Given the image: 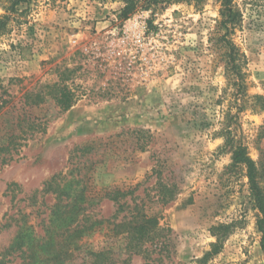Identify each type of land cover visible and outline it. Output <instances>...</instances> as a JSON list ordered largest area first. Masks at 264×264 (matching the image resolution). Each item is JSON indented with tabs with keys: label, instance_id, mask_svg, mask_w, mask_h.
<instances>
[{
	"label": "rangeland",
	"instance_id": "1",
	"mask_svg": "<svg viewBox=\"0 0 264 264\" xmlns=\"http://www.w3.org/2000/svg\"><path fill=\"white\" fill-rule=\"evenodd\" d=\"M14 1L0 0V18L11 17L0 37V147L15 146L0 163V252L18 230L1 225L19 211L42 233L55 203L44 183L77 165L95 197L138 186L147 212L171 229L163 264H264L247 169L233 165L221 134L232 101L215 43L221 3L142 0L123 19V0H32L13 11ZM233 5L242 14L231 37L248 59V93L264 97V0ZM63 82L78 90L66 112L44 95ZM233 128L264 187V109L248 108ZM159 164L180 190L167 205L154 200L156 180L147 182ZM100 210L110 220L116 206L103 200ZM111 229L86 236L71 264H89L88 251L111 245L117 260L128 258ZM131 264L146 262L134 256Z\"/></svg>",
	"mask_w": 264,
	"mask_h": 264
},
{
	"label": "trees",
	"instance_id": "2",
	"mask_svg": "<svg viewBox=\"0 0 264 264\" xmlns=\"http://www.w3.org/2000/svg\"><path fill=\"white\" fill-rule=\"evenodd\" d=\"M31 1L15 0L12 10ZM123 1L126 7L122 10V17L126 19L133 13L137 3L142 0ZM146 1L151 4L156 2ZM217 1L221 3V19L216 26L215 43L222 50L221 64L227 80L226 91L232 92L230 111L226 118L228 122L225 123L221 134L225 137V145H229L233 153V165H242L247 169L250 192L254 198L255 207L259 211L257 225L262 233L261 249L264 253V187L260 182V169L248 156L247 148L235 141V128H233V122L248 108L264 109V97L251 96L248 93L250 87L248 59L231 37L237 29L242 27V14L234 7V0ZM10 21L9 15L0 18V37L7 32ZM46 88L48 92L44 95H51L64 112L78 102V90L71 89L64 82ZM44 95L40 93L35 96L36 102L33 101V104L43 101ZM30 100V95L25 98L27 104H32ZM232 111H235V114ZM41 132H45L44 128ZM12 144L0 147L1 164L11 160L9 155L15 148L11 146ZM164 168L163 164L155 166L147 177V182L151 179L156 180L153 187L156 194L154 200L156 198L157 203L167 205L177 198L180 190L177 183L171 180L172 178L165 177ZM88 182L87 174L81 173L77 165L73 166L68 176L54 175L46 181L42 194L53 195L55 203L50 207L46 217L41 219L42 233H37L35 226L30 224L29 214L19 211L16 216L19 215L20 219L15 216L9 218L6 224L1 225V229L9 228L12 222H16L18 230L9 246L0 252V264L11 263L10 257L17 258L19 264H71L80 257L83 250L82 240L95 233L104 224L112 226L113 235L123 239V250L128 254V258L121 262L117 260L111 245L109 249L88 251L86 256L89 264H131L134 256H140L146 264H163L165 256L161 254H165L166 249H169L171 236L168 232H171V229L162 226L159 217L147 212L145 200L136 195L138 186L127 190L119 187L106 188L102 196L95 197L90 194ZM103 200H109L116 206L110 220L100 217V203ZM155 255L159 257H154Z\"/></svg>",
	"mask_w": 264,
	"mask_h": 264
},
{
	"label": "built area",
	"instance_id": "3",
	"mask_svg": "<svg viewBox=\"0 0 264 264\" xmlns=\"http://www.w3.org/2000/svg\"><path fill=\"white\" fill-rule=\"evenodd\" d=\"M138 18H142V15H139V17Z\"/></svg>",
	"mask_w": 264,
	"mask_h": 264
}]
</instances>
